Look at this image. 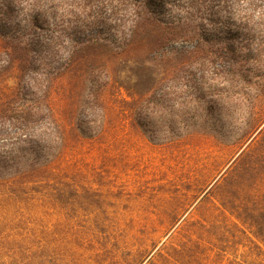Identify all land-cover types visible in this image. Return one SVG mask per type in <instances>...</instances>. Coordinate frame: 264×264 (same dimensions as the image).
Masks as SVG:
<instances>
[{"label": "rangeland", "instance_id": "1", "mask_svg": "<svg viewBox=\"0 0 264 264\" xmlns=\"http://www.w3.org/2000/svg\"><path fill=\"white\" fill-rule=\"evenodd\" d=\"M8 1L0 176L55 162L0 200V264H264L256 196L227 184L258 142L240 175L264 177V0Z\"/></svg>", "mask_w": 264, "mask_h": 264}, {"label": "trees", "instance_id": "2", "mask_svg": "<svg viewBox=\"0 0 264 264\" xmlns=\"http://www.w3.org/2000/svg\"><path fill=\"white\" fill-rule=\"evenodd\" d=\"M193 1V0H192ZM192 1H190L187 4V8L194 9V5H192ZM0 12L1 8L5 6L4 12H6V9L10 7V3L7 0H0ZM3 16L0 17V25L1 28H6V25L4 22H2ZM33 20V19H32ZM30 21L29 26L30 27H37L39 26L37 23L34 21ZM179 24V21H171L170 24ZM45 109H43L42 106L38 105H24L22 108H20L12 117L18 125L24 126L27 123H29L31 120L35 119L38 116H44ZM46 114V113H45ZM15 117V118H14ZM49 130L55 134L59 133L58 128H56L54 125H50L48 127ZM22 132V129H14L12 132L16 133L17 131ZM258 144L254 143L252 147L247 149L246 151L241 152L242 157L238 159L236 162V168L234 171H232L230 178L228 180V186H237L238 190L240 191H252L253 195L256 197L251 198L248 202L253 203L255 202L256 208L261 215V220H257L254 216L248 218L245 217V211L240 212L236 211V213H232L229 211L232 215V217L236 220L234 222V225H237V222L240 224H246L247 223V218L250 220L248 224L250 225V228H252L253 231H251L252 235L257 238L261 243H262V252L264 255V177H262V181H257L251 179L252 177H244L243 175H240V171H244L250 166V163L252 161V158L254 157V154L256 153L258 149ZM38 147L43 148L45 150H48L49 146L41 144ZM54 158H47L43 159L42 161L40 160H35V161H29L27 163L22 162V161H16V164H18L19 167L18 169H22V171H18L11 175L10 177L6 176H0V200H9V201H15L19 202L22 196L31 199L34 201V196L33 192L36 190L33 185H36L38 182V179H33V180H26L28 173L33 174V176L38 177V173L40 171H50L54 165ZM25 165V167H23ZM239 172V173H237ZM47 178V177H46ZM46 184H49V178L45 179ZM221 206L224 208L223 203H221ZM246 206V205H243ZM246 218V219H245ZM166 248H162L159 246L156 251L149 257L147 260L148 264H165L166 259L168 258V251ZM156 253V256L153 258V255ZM113 258V257H112ZM264 260V257H263ZM146 264V263H145Z\"/></svg>", "mask_w": 264, "mask_h": 264}]
</instances>
